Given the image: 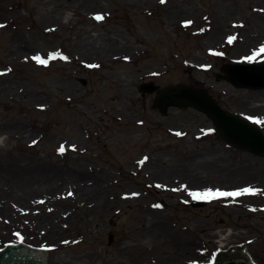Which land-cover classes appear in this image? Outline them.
Masks as SVG:
<instances>
[{"label":"rangeland","instance_id":"374dc122","mask_svg":"<svg viewBox=\"0 0 264 264\" xmlns=\"http://www.w3.org/2000/svg\"><path fill=\"white\" fill-rule=\"evenodd\" d=\"M0 25V247L44 248L47 264H209L223 242L264 264V154L138 90L199 85L264 135V89L220 72L264 61L247 60L264 46V0H0ZM70 171L101 187L84 207Z\"/></svg>","mask_w":264,"mask_h":264},{"label":"water","instance_id":"95a60500","mask_svg":"<svg viewBox=\"0 0 264 264\" xmlns=\"http://www.w3.org/2000/svg\"><path fill=\"white\" fill-rule=\"evenodd\" d=\"M221 72L226 74L225 79L235 88L264 89V63L225 64ZM139 91L148 94L156 91L155 106L162 115H166L168 108L171 107L192 108L204 114L211 121L216 134L224 143L256 156H263L264 135L260 129L239 116L222 110L204 88L179 84L168 85L157 90L152 83H145L139 86ZM244 246H249V244ZM216 250L217 247L214 252ZM242 252L243 246L220 252L214 264H249V255H243ZM43 256L42 252L24 245L10 246L0 252V264H45Z\"/></svg>","mask_w":264,"mask_h":264},{"label":"bare ground","instance_id":"6f19581e","mask_svg":"<svg viewBox=\"0 0 264 264\" xmlns=\"http://www.w3.org/2000/svg\"><path fill=\"white\" fill-rule=\"evenodd\" d=\"M8 83H10L9 80L5 81L2 85L5 86L6 91H12V90H13V86L9 85ZM57 175H58V177L60 176L59 173H57L56 175H53V174H52V175L49 176V178H47V180H53V179L55 178V176H57ZM88 175H89V174H87L86 172H74V171H70V172L67 173L66 175H61V180H62V182L65 180L66 182L72 184V186H75V191L77 192V195H75L74 198H75L76 200H80L81 202H83V207L86 206V202H84V201H86V200L88 199L89 194H90V193H93L94 191L98 192V191H100V189H101L99 183H97V185L94 186L92 192H90V189H89L88 186H86V185H84V186L81 185L80 182H81V181H85V180L87 179ZM94 194H96V193H94ZM98 195H99V192H98ZM83 207H82V208H83ZM261 207H262V206H261ZM261 207H260V208H261ZM82 210H84V209H82ZM73 224H74V223H73ZM71 226H72V225H70L69 230H70ZM76 230H78V229H73V232L76 231ZM50 235H51V233H50ZM236 246H237V245H236ZM236 246H232L231 248H232V249H233V248H236ZM120 247H121V246H120ZM219 247H220V248H223V249L226 248V246L223 244V242H221V243L219 244ZM126 250H127V247H123V246H122V247L118 250V252L121 254V253H125ZM243 253H244L243 255H249V260H250L251 262L259 263V262H257V261L252 257V255H251V253L248 251V249H245V246H243ZM44 261H45V264H47L45 258H44Z\"/></svg>","mask_w":264,"mask_h":264},{"label":"snow or ice","instance_id":"6c2138e0","mask_svg":"<svg viewBox=\"0 0 264 264\" xmlns=\"http://www.w3.org/2000/svg\"><path fill=\"white\" fill-rule=\"evenodd\" d=\"M161 2L163 3L164 0H161ZM97 19H102V17L97 16ZM0 27H2V25H0ZM234 38H230L229 42H231V40ZM264 55V46H261V48L255 52L252 56L248 57L247 60L251 61L256 59L257 56H261ZM50 59L55 58V54L51 55L49 57ZM65 58V57H62ZM34 59H36V61L40 64H46L47 61L41 59L40 57H35ZM66 59V58H65ZM95 67V66H93ZM258 123H264V122H260L257 121ZM177 135H180V133H177ZM60 152L64 151L63 146H61V148L59 149ZM254 190L252 189H242V190H238V191H234V192H220V191H216V192H212V191H206L204 193H192L191 195L193 196L194 199H214L216 197H220V196H225V197H238L244 194H249V193H253ZM71 195V193H69ZM156 207H159V205H156Z\"/></svg>","mask_w":264,"mask_h":264}]
</instances>
